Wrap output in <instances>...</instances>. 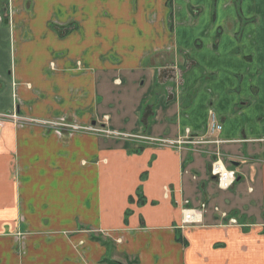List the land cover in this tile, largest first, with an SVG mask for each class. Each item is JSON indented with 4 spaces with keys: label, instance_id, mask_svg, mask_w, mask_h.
Instances as JSON below:
<instances>
[{
    "label": "crops",
    "instance_id": "crops-1",
    "mask_svg": "<svg viewBox=\"0 0 264 264\" xmlns=\"http://www.w3.org/2000/svg\"><path fill=\"white\" fill-rule=\"evenodd\" d=\"M136 1L0 0V11L10 4L14 27L13 41L0 42V113L25 120L0 126V264H109L106 259L120 262L118 254L137 264H264V128L259 137H241L237 124L238 116L264 123L263 21L234 45L219 31L227 21L222 5L209 4L210 16L197 18L189 6L199 0H185L182 8L173 0L171 20L169 0L148 12L135 9ZM227 54L230 62H250L249 86L257 89L248 108L235 113L238 96L222 104L217 81L201 86L198 80L211 73L200 62L211 56L219 81ZM166 55L180 66L181 58L190 63V76L172 99L163 94L165 72L182 66L161 61ZM143 85L141 97L150 103L146 137L200 136L209 133L212 113L230 119L216 138L231 156L225 164L240 163L232 167L246 188L236 182L227 197L242 203L240 217L254 218L248 226L243 218L223 223L221 215L231 216L234 207L213 190L200 193L201 183L216 179L209 180L199 157L188 155L190 162L181 146L102 133L101 127L122 131L120 113ZM68 123L90 129L69 131ZM186 208L201 210L202 221L184 223Z\"/></svg>",
    "mask_w": 264,
    "mask_h": 264
},
{
    "label": "rangeland",
    "instance_id": "rangeland-1",
    "mask_svg": "<svg viewBox=\"0 0 264 264\" xmlns=\"http://www.w3.org/2000/svg\"><path fill=\"white\" fill-rule=\"evenodd\" d=\"M175 3H177L178 6H180L181 8L187 6L185 4V0H174ZM193 1V0H192ZM200 1V6L195 5L194 7L192 5H190L189 10L194 14V16H196L197 18H200V16H210V10H211V6L217 4L218 5V9L219 7L222 5V9L221 13L223 16V21L226 18V23L222 27L220 25L219 27V31L220 34L222 35L223 32L229 36V38H231V41L233 42L234 45H238V43L245 38L246 33L252 32L253 33V28L255 26L258 25V22L260 19H262L263 21V27H264V0H220V5L218 3H215L214 0H211V2L209 0H199ZM172 3L173 0H169L168 1V7L170 8V18L172 20L173 18V11H172ZM211 4V6L209 5ZM207 7V8H206ZM134 8L135 9H140L143 11H154L156 8H158V0H137L134 3ZM209 12V13H208ZM11 15H12V10L10 9V4H4L2 5V9L0 11V16L2 17L3 21L2 24H0V38L2 37V40L0 41L2 43L3 46L6 45L4 39L6 37H9V39L11 38L10 42L13 41V24H11L10 20H11ZM6 21H9V23H6ZM2 25V26H1ZM139 26V25H138ZM218 28V27H217ZM139 32V30H138ZM215 32L217 33V29L215 30ZM235 34V35H234ZM233 36H236V39H233ZM244 37V38H243ZM229 38L227 37L228 41ZM217 41V40H216ZM235 41V42H234ZM205 54H207V52H205ZM229 54L226 55L225 58H223L221 60V63H219L218 65L222 66V69L220 71H222L221 73V77L220 80L218 81L219 77L217 75H211L212 74V70H213V66L215 64V60L210 56V58L213 60L209 61L208 58L209 57H204V61H200L201 64L203 65V68L206 72H211V73H203L204 75H202V67L199 66L198 69L201 70L199 71V73H201L200 77L198 78V80L201 83V86L206 84L207 82H216L217 86L220 87L222 89L224 98L222 101V104L225 103H230L232 104V101L230 99H237V96L239 97L238 99V106H236V108L234 109V113L240 108L241 109H247L248 105H247V99L249 98V96L252 95H256L257 94V89L256 88H252L249 86V81L252 79L253 77V73L249 74V69L251 68V66H248L247 63H250L247 61L246 62H242L240 60V58H234V61L230 62L229 61ZM180 59V58H179ZM263 58H257V61L262 60ZM161 61H163L166 64H171L174 65L176 64L177 66L181 67V71H177L174 72V70L176 69H170L169 71H166V78H167V86L169 87H165L163 88L164 92L163 94H165L164 96L172 99V98H176V94L177 91L182 87L183 88V84L184 82H182V80H188L187 78L190 76V73H188V69L187 66H190V63L187 62L183 63V59L181 58V62L182 65L180 66L179 61L177 62V57L173 56V55H166L165 57L160 58ZM256 60V58H255ZM254 61V60H253ZM257 63V62H255ZM185 64V65H184ZM189 64V65H188ZM254 64V63H253ZM184 66V67H183ZM255 67H259V69H261V64H259L258 66L255 65ZM256 68L254 75L256 76V78L258 79L259 77L257 76H261L262 75V71L258 70ZM248 75V76H247ZM138 77V76H137ZM140 77V75H139ZM255 78V80H257ZM146 77H142L141 79H138V81H136V83H138L139 85H141V83L145 82ZM264 79V77H263ZM199 83V84H200ZM243 84V91L242 94L244 95L245 99H241V85ZM112 85V84H111ZM237 85V87H235ZM114 86L113 90H115L116 92H119L120 88L118 87L119 85L116 84L114 82ZM232 86L233 89H231L230 91H228L226 87ZM123 87H127L126 83ZM147 85H143V87H141L142 90H140V88H136V90L134 92H131L129 95L133 96L135 94V98L131 99L129 102H127V105L125 106L126 109L124 111V113H120L121 114V120H120V125L118 128H122V131L118 132V131H113L111 129H106L103 127H99L102 131V133L105 134V136L107 137H114V138H120L123 141H128L133 142L135 140L139 141H146V144L149 145L148 142L150 143H154V144H158V145H162L160 140H170V141H175L178 140L177 137L174 136H169V137H165L164 139H160L159 137H149V138H154V139H158V140H149L146 137V134L149 135L148 133H146V131L144 130L145 125H148L150 122L146 123V119L145 118V113L146 110L149 109L150 107V103H147L144 101V98H142L141 96L143 95V91L145 92L147 89ZM231 87V88H232ZM235 87V88H234ZM168 88V89H167ZM200 85H198L195 89H192L190 94V97L192 98V100L195 99V97L199 94L200 92ZM155 90V89H154ZM162 91V89H161ZM217 93H219V91H217ZM130 97V96H129ZM232 97V98H231ZM142 98V101L140 102ZM135 100V101H134ZM112 107H116V104H111ZM187 105V104H186ZM235 107V106H234ZM111 114V113H110ZM217 119L219 120V122L223 125L224 128V123L227 121H230V119H219L218 116L216 115ZM264 118V117H263ZM8 119L12 122H18L21 123L23 121H25L24 119L18 121V120H11L8 117H3L0 116V126H3L5 122L8 121ZM151 124V123H150ZM208 124V125H207ZM211 124V115L209 118V121L206 123L207 128L210 127ZM237 124L239 125V128L243 129L244 131L242 133H244V135L240 134L241 137H249V138H256L262 135V131L264 128V123L262 122V120L260 119H251L248 120V118L245 117H239L238 116V121ZM68 129L69 131L72 130H79V129H90V126L88 127H83L81 125H77L76 123H68ZM103 128V129H102ZM218 135V133H216L214 136H210L208 133L204 134V135H200L197 136L198 140L204 139L205 141H212L214 139H217L216 136ZM137 138V139H136ZM146 138V139H145ZM168 138V139H166ZM177 138V139H175ZM139 143V142H137ZM221 146V144H219ZM242 147L246 146V144H241ZM240 145V146H241ZM169 146H179L177 144L175 145H169ZM218 146V144H212V143H205V144H184L181 146V148L183 149V152L187 153V158L188 155L191 156L192 158L194 157H199L201 166H205L206 170L208 169V171L206 172V176L209 178L210 180V176L211 175V167H212V163L214 162V160L216 159L217 155H220L225 163H229L228 162V158L231 157L229 155H227V153H225V151ZM243 152V151H242ZM191 158V159H192ZM189 161H193L190 158H188ZM195 160V158H194ZM231 169L235 170L234 167L231 166ZM201 171V170H200ZM198 169L194 170L193 174H196L199 178L200 174ZM237 175H239V172L236 171ZM215 182H213L212 184H210L211 186L208 185H203L201 183V187H200V193L207 196V193L209 191H212L218 196V199L221 202H226V204L229 207H234L233 208V213H237V217L233 216L232 214H230L231 216H224L221 215V219L223 223L226 224H238L239 223V219L243 218V222H245V225L248 226L247 224H250L252 222V220H254V218H252L251 216H241L239 215V211L236 207H241L242 203L240 202H235L238 200H235L234 198L232 199L231 196L227 197V195L232 194V192H234V187L229 189V190H222L219 187V184L217 182V180H214ZM199 182V179H198ZM200 183V182H199ZM237 184H240L241 187H243L244 189L246 188V184H245V180H241L239 182H237ZM226 194V196L224 195ZM227 197V199H226ZM255 203V202H254ZM252 203V204H254ZM221 208V207H220ZM182 233V232H181ZM118 261H120L121 264H137V260L136 257L134 256H125V255H121L118 254Z\"/></svg>",
    "mask_w": 264,
    "mask_h": 264
},
{
    "label": "built area",
    "instance_id": "built-area-1",
    "mask_svg": "<svg viewBox=\"0 0 264 264\" xmlns=\"http://www.w3.org/2000/svg\"><path fill=\"white\" fill-rule=\"evenodd\" d=\"M0 116L8 117L10 119L18 120V121L23 119L17 113H12V114L0 113ZM222 129H223V125L219 122L216 115L214 113H212L211 114V124L209 127V133L208 134L210 136H214L216 133H219ZM197 136H199V135H193L188 131L186 136H184L183 138H180L178 140H175V141L160 140V142L163 146H169V145H175V144L182 146L184 144H200V143H202V144H205V143L221 144L224 142V140H222V139H214L212 141H205L204 139L201 138V140H198ZM147 139L153 140V141L158 140V139L149 138V137H147ZM211 174L217 180L219 187L222 190L231 189L236 184V182L238 180V175H237L236 171L229 168L225 164L223 158L220 155H217L216 159L212 163ZM188 212H191V214L189 215V218H187V215H186V213H188ZM183 215H184V223L196 224V223H200L202 221L203 212L201 210L186 208L183 210ZM191 215H196L197 219H192L190 217Z\"/></svg>",
    "mask_w": 264,
    "mask_h": 264
},
{
    "label": "trees",
    "instance_id": "trees-1",
    "mask_svg": "<svg viewBox=\"0 0 264 264\" xmlns=\"http://www.w3.org/2000/svg\"><path fill=\"white\" fill-rule=\"evenodd\" d=\"M179 239H181V238H179ZM105 262L109 263V264H121L120 262H117V261H114V260H111V259H106Z\"/></svg>",
    "mask_w": 264,
    "mask_h": 264
},
{
    "label": "water",
    "instance_id": "water-1",
    "mask_svg": "<svg viewBox=\"0 0 264 264\" xmlns=\"http://www.w3.org/2000/svg\"><path fill=\"white\" fill-rule=\"evenodd\" d=\"M231 165L236 167V166H239L240 163L237 162V161H232V162H231ZM239 179H240V178L238 177V180H239Z\"/></svg>",
    "mask_w": 264,
    "mask_h": 264
},
{
    "label": "bare ground",
    "instance_id": "bare-ground-1",
    "mask_svg": "<svg viewBox=\"0 0 264 264\" xmlns=\"http://www.w3.org/2000/svg\"><path fill=\"white\" fill-rule=\"evenodd\" d=\"M191 214V212H188V213H186V215H187V218H189V215ZM192 219H197V216L196 215H191L190 216Z\"/></svg>",
    "mask_w": 264,
    "mask_h": 264
}]
</instances>
